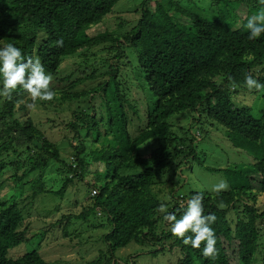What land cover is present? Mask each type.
Here are the masks:
<instances>
[{
	"label": "trees",
	"instance_id": "16d2710c",
	"mask_svg": "<svg viewBox=\"0 0 264 264\" xmlns=\"http://www.w3.org/2000/svg\"><path fill=\"white\" fill-rule=\"evenodd\" d=\"M120 1L0 0V48L11 43L25 60L40 58L54 78L56 96L38 103L54 107L59 100L65 102L72 112L65 131L77 140L76 145L70 143L73 153L66 157L68 152L46 136L54 126L36 124L29 113L27 105L33 101L23 88L11 99L0 96V178L6 168L13 169L19 176L10 178L23 193L21 183L31 176L29 211L44 195L63 200L72 186L77 191V182L99 191L92 192L91 206L79 215H62L31 238V213L22 210L18 196H12L11 204L0 200V264H72L65 256L52 259L50 248L61 240L58 235H71L66 233L71 219L84 221L92 214L106 217L110 228L103 236L107 250L88 264H118L117 252L133 242L155 246L161 254L175 251L180 255L175 264H264V110L257 118L246 103L253 101L250 97L264 98V92L259 95L245 86L249 73L264 84V33L249 40L246 28L247 18L264 5L259 0H203L197 9L205 14L200 15L195 7L184 8L175 0H143L130 22L115 21L117 27L128 28L127 34H112L107 26L103 32L96 29L109 22ZM61 38L63 47H58L55 42ZM70 57L79 58L92 72L64 86L69 75L62 76L61 67ZM143 116L145 125L140 124ZM181 116L192 117V126L176 129L173 120ZM210 129L247 152L252 162L225 169L205 166L201 144ZM174 161L167 185H155ZM97 163L105 170L99 171ZM199 165L210 173H239L245 185L219 194L196 190L177 195V171L182 174L187 166L192 173ZM53 172L63 178L58 188L46 182ZM89 174L92 180L85 181ZM2 180L0 192L6 186ZM163 192L170 201L162 198ZM197 192L204 196L203 214L217 217L211 225L217 237L215 259L203 256L204 244L201 249L185 246L171 234L165 213L157 211L163 203L179 219L185 211L179 203L186 206ZM58 226L64 232L55 235ZM29 240L36 241L35 246L30 242V252L12 256L11 250Z\"/></svg>",
	"mask_w": 264,
	"mask_h": 264
},
{
	"label": "rangeland",
	"instance_id": "374dc122",
	"mask_svg": "<svg viewBox=\"0 0 264 264\" xmlns=\"http://www.w3.org/2000/svg\"><path fill=\"white\" fill-rule=\"evenodd\" d=\"M143 0H121L115 7L114 11L112 12L111 16L107 19L109 22H106L104 26L99 25L96 27V29H99L100 31H104L106 26L108 27V31L112 34H120L125 35L128 33V28L124 26L123 28L117 27V24L115 21L120 18L126 22H130V17L133 16L138 8L139 3ZM177 3L182 7H188L193 6L195 7V11L198 12L200 15L205 14L203 10L197 9L199 5L202 3L203 0H175ZM148 5L150 6L151 3L148 1ZM136 22L138 19V16H135ZM119 24V22H118ZM132 26H130L131 28ZM109 45H112L111 43ZM98 50V48H94ZM105 52L103 55H105ZM95 63L93 64V66ZM85 72L87 74H90L92 71H89L87 68L81 65V61L77 57H70L68 58L64 64L61 67V75L67 76L69 75L68 79L64 80V86L70 85L72 82H75L78 78L84 77ZM71 75V77H70ZM51 88L55 87L54 78L50 85ZM258 92V91H257ZM261 95V92L260 94ZM140 99H143L142 97H139ZM245 98V97H243ZM110 105L111 108L114 109V101L111 97ZM250 100H253L252 102L248 103L250 106H252L254 110V116L258 118V116L262 117V111L264 110V98L260 96L250 97ZM37 108L35 111L30 110L29 113L34 114V121L36 124H51L53 129H47L46 136L53 141L54 143H57L59 146V149L66 154V157H71L73 153V149L70 148V143L72 142L73 145H76L77 140L73 141V134L69 131H65L67 128L66 124L70 122L72 119L71 110H68V106L65 102H62V100H59L54 103V107H45L42 105L41 102L38 103L36 101ZM83 106V103H82ZM145 111V110H144ZM36 114V115H35ZM143 115V114H142ZM191 118V119H190ZM133 121V119H131ZM139 121V118L137 117L136 122ZM176 125V129L179 128V126H192V122L194 121L192 117L188 116H181L179 118H176L173 120ZM43 122V123H42ZM145 119L143 116V120L140 124L145 125ZM199 123H202L201 121ZM191 124V125H190ZM60 127V129H57ZM63 128V131H62ZM195 135L199 137L198 133L195 132ZM71 140V141H70ZM200 140V138L198 139ZM202 148L204 149V153L202 154V162L207 167L212 168H221L225 169L229 165L238 164L242 166L243 164H249L252 162V158L247 154V152L235 148L231 142L227 141L226 138L222 137L217 131L210 129L206 132V137L202 140ZM153 144V143H152ZM105 145V143H101V146ZM62 148V149H61ZM149 153V152H148ZM5 158V155H3ZM91 159V157H90ZM178 161V160H177ZM199 161V160H197ZM177 162L174 161L172 166L169 168V173L165 174L163 177H160L159 180H155V185H167V181H169L168 178H170L171 173L175 170V165ZM196 165V163H194ZM193 164V165H194ZM96 168L99 171L105 170V166L103 163H97ZM182 169H186L182 172L178 170L177 174L178 176L175 179L174 184L178 188L177 195L180 193L183 194H189L193 191L198 190H207L210 191L212 185L217 184L220 180H225L229 184V189L231 188H237L241 189L244 187L245 182L243 181V176L239 173L235 174L234 176H228L224 172L218 173L213 172L210 173L206 171L205 169L201 168V165L195 166V170L191 173L187 166H183ZM136 171H127V172H137ZM18 174L17 172H14L11 168H6V171L2 173L3 180L0 178V181L2 180L4 184H6L5 188L3 187V191L0 192V200L7 201L9 204H11V199L14 194L18 196L17 201H19L22 207V210H26L29 204L30 196L32 195V189L31 186L32 183H28V179L31 177H28L27 180L25 179L21 184H25V190L22 193L21 189H17V187L12 182L13 175ZM181 174V175H180ZM19 176V174H18ZM55 176L59 177V179H55L54 183L53 180ZM61 178V179H60ZM93 176L89 174L85 181L92 180ZM61 172H53L50 174L46 182L48 186L53 185L54 188H58L62 182ZM162 180V181H161ZM77 191H74L75 186L71 187V189L67 190L65 198L60 199L58 197H50L48 198L47 195H44L40 197L33 207L32 211H29V208L27 209V212L31 213L32 218V226H31V232L29 235V238L34 236V231H38V229H44L45 227L49 226L50 224L55 223L57 220L61 219L62 215L64 216H76L79 215L83 209L91 206L92 201L90 198H92V192L94 188L85 189V185L81 183H75ZM174 185V186H175ZM20 187V186H18ZM159 187V186H157ZM165 188V186H162ZM98 190V188H95ZM227 190V191H228ZM155 191L157 192L158 189L156 188ZM212 192V191H211ZM168 192H163L162 198H165L164 200H169ZM29 198V199H27ZM187 198V197H185ZM263 198H260L258 202V206L260 207L261 202ZM181 199L178 198V202H180ZM184 201V199H183ZM180 205H184V203H179ZM163 214V213H162ZM66 221H64L65 223ZM71 228H76V232H73ZM109 225L107 218L104 216H99L98 214H92L90 215L86 220H76L71 219V225H69L66 229L68 230L66 233L71 234L69 237H67L65 234L63 237H60L58 235V238H61L59 240V243L55 242V245L50 248L51 252L48 249H43L44 253L50 252L51 258L55 259L58 256H65L67 259H70L72 261V264H88L90 261V258L97 257L99 254L98 251H106L107 246L104 243L103 236L109 232ZM55 235L60 234L64 232V229L62 226L55 227L54 229ZM81 233L80 238H76V234ZM90 244H86V242H89ZM31 240L29 242L14 248L11 250L12 256H21L28 252H30L34 247L30 244ZM81 243L82 246H74L76 243ZM34 246L36 245V241L31 242ZM40 243V242H39ZM42 244H47V242H42ZM41 244V245H42ZM33 247V248H32ZM38 247V246H36ZM155 247V246H154ZM153 247V248H154ZM81 248H83L81 250ZM152 246H147L146 244H137L135 242L131 243L125 248L120 249L117 254L115 255V260L118 262V264H175L177 262V257L180 256L175 251L168 252L161 254L158 253L157 250L153 249ZM42 249V248H41ZM153 249V250H152ZM168 249V247H167ZM41 252V251H40ZM108 256H105L104 259H107ZM134 260H133V259ZM129 263H127V261Z\"/></svg>",
	"mask_w": 264,
	"mask_h": 264
},
{
	"label": "clouds",
	"instance_id": "9594fccd",
	"mask_svg": "<svg viewBox=\"0 0 264 264\" xmlns=\"http://www.w3.org/2000/svg\"><path fill=\"white\" fill-rule=\"evenodd\" d=\"M259 3L264 5V0H259ZM246 28L249 32V40L258 39L264 33V8L247 18ZM55 43L58 47H63V38ZM0 78H2L0 80L2 83L0 96L11 99L12 94L18 88H23L33 101L27 105L32 111L37 108L36 101H52L56 96L55 91L50 87L53 77L46 73L40 58L31 56L25 60L22 50L11 43L0 48ZM229 79L231 81V78ZM235 86L232 83V87ZM245 86L249 91L264 92V84L254 78L251 73L245 77ZM229 187L227 181L220 180L217 184L212 185L210 191L219 194L222 191H227ZM94 191L93 195L97 194H94ZM203 199L202 192L194 194L187 201L186 206H181L185 207V211L179 219L174 213H168L166 205L163 203L160 204L157 211L165 213L163 219L170 226L171 234L181 239L185 246L190 245L194 249H201V245L204 244L203 256L215 259L218 256L217 237L211 225L216 222L217 217L215 214L207 216L203 214ZM218 207H223V204H219ZM98 215L100 216V214Z\"/></svg>",
	"mask_w": 264,
	"mask_h": 264
},
{
	"label": "built area",
	"instance_id": "2783aa9c",
	"mask_svg": "<svg viewBox=\"0 0 264 264\" xmlns=\"http://www.w3.org/2000/svg\"><path fill=\"white\" fill-rule=\"evenodd\" d=\"M97 193L96 191H94V194Z\"/></svg>",
	"mask_w": 264,
	"mask_h": 264
}]
</instances>
